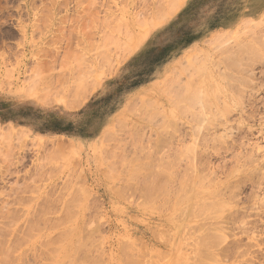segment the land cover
<instances>
[{
	"label": "rangeland",
	"instance_id": "374dc122",
	"mask_svg": "<svg viewBox=\"0 0 264 264\" xmlns=\"http://www.w3.org/2000/svg\"><path fill=\"white\" fill-rule=\"evenodd\" d=\"M178 1L0 0V228L9 227L11 211L18 221L9 228L26 229L33 207L46 222L32 213L42 232H32L28 219L27 233L40 238L51 218H62L68 239L80 229L77 248L90 240L86 254L84 243L83 252L70 251L77 264H195L197 215L224 200L255 239L241 235L231 216L222 246L247 250L243 264H264V209L254 201L264 198V0L260 12L161 72L150 74L151 58L128 70L158 33L166 43L162 29L190 0L173 13ZM217 190L228 197L210 194ZM64 208L70 212L60 217ZM5 227L0 242L9 241ZM20 242L7 250L11 259L26 250ZM121 246L134 257L121 261Z\"/></svg>",
	"mask_w": 264,
	"mask_h": 264
},
{
	"label": "bare ground",
	"instance_id": "6f19581e",
	"mask_svg": "<svg viewBox=\"0 0 264 264\" xmlns=\"http://www.w3.org/2000/svg\"><path fill=\"white\" fill-rule=\"evenodd\" d=\"M187 0H179L178 1V4H177V6H176V8H175V10H174V12L173 13H177L183 6H184V4H185V2H186ZM248 21V20H247ZM225 115V114H224ZM17 136V135H16ZM250 162V161H249ZM260 165H261V167H263L262 169H261V171L262 172H260V173H262V178H261V180H264V155H263V160L261 161V163H260ZM259 165V166H260ZM196 175V174H195ZM232 176V175H231ZM202 176L200 175V178H201ZM207 176H205V178H206ZM197 178V177H196ZM195 178V179H196ZM208 179V178H207ZM199 180V179H198ZM192 182V181H191ZM191 182H190V184H191ZM195 182V181H194ZM197 182V181H196ZM203 182V181H202ZM182 183V182H181ZM181 183H180V185H181ZM184 183V182H183ZM230 183V182H229ZM196 184V183H195ZM198 184V183H197ZM197 184L195 185V189H196V186H197ZM263 184V182H258V189H260L261 188V185ZM187 185H189V183H187ZM200 185V183L198 184V186ZM203 185V184H202ZM229 185V184H228ZM230 185H231V183H230ZM233 185V184H232ZM231 185V186H232ZM164 186V185H163ZM163 186H160V191L162 192V191H164V190H162V188H163ZM182 186V185H181ZM192 186V185H191ZM235 186V185H234ZM183 187V186H182ZM230 189L228 190V192H230V190H231V192H232V187H229ZM236 187H234L233 189H235ZM163 189H165V188H163ZM167 189V188H166ZM183 189V188H182ZM185 189V188H184ZM192 189V188H191ZM188 190V189H187ZM205 190H207V189H205ZM205 190H202V192L201 191H199V192H195L194 194H201V193H205ZM180 191V190H179ZM189 191V190H188ZM208 191V190H207ZM184 191H182L181 193H183ZM201 192V193H200ZM209 192V191H208ZM211 192V191H210ZM217 192V194H214V193H216ZM220 193V191H214L213 193L211 192L210 194H213V196H215V195H217L218 196V194ZM227 192V193H228ZM235 191L233 190V192L232 193H234ZM165 192H163V194H164ZM167 193H169V192H167ZM226 193V192H225ZM224 193V194H225ZM230 194L229 195V197L232 195V198L230 197V198H228V200L230 199V200H234V198H235V195H236V193H234V194ZM222 195V194H219V196H221L222 195V197L223 196H225V195H227V194H225V195ZM194 196H196V195H193L192 197L194 198ZM227 197H228V195H227ZM236 197H237V195H236ZM256 198H257V195L255 196ZM254 197V198H255ZM259 197V196H258ZM168 198H169V196H168ZM190 198H191V195H190ZM200 198H202V197H200ZM189 199V198H188ZM225 199V198H224ZM227 199V198H226ZM226 199H225V201H226ZM189 200H191V199H189ZM200 200V199H199ZM218 200H223V198H221V199H218ZM165 201H166V199H165ZM169 201V200H168ZM235 201V200H234ZM233 201V202H234ZM254 201H255V204H256V206H258L260 209H264V198L263 199H254ZM231 202V201H230ZM229 201L227 202L226 201V203L228 204V205H233V204H231ZM232 202V203H233ZM226 203H224V200H223V202H218L217 200H215L214 202H212V203H210V205L209 206H211L210 208H209V206H208V208L209 209H207L206 210V208H205V210H206V212H204L205 210H203L202 208H201V210H200V214L199 213H197V214H199V215H197V214H195V217H196V215L199 217L200 216V220H203L204 218V220H205V222L206 223H203V224H201L200 223V220H199V223L197 222V230H199V231H201V234L200 235H198L197 237H196V239H195V244H193L194 245V251H195V255H194V259H195V264H210V262H212V261H214L215 260V262H218V264H229V262H232V263H234V264H243L244 262H245V260H246V258H247V256L249 255L248 254V252H247V250H241L240 251V247H239V249H238V251H237V248L236 247H229V248H225V246H222V244L223 243H225L226 242V240H227V233H228V230H230V228L228 227V224L230 225V223L229 222H231V225H232V221L231 220H233L234 219V216L235 215H238V214H235L236 212H237V210L235 211V209L232 211V209H231V207H229L228 206V208L229 209H226V207H227V204ZM238 204V202H236L235 201V204ZM194 205V204H193ZM181 207V206H180ZM194 207V206H193ZM205 207H207V206H205ZM257 207V208H258ZM65 208H66V205H65ZM65 208H64V213H63V210H62V213L60 214V212H59V214L61 215L60 217H63V215L66 213L65 211ZM68 208V207H67ZM195 208H197V207H195ZM43 209V208H42ZM32 212H31V214H30V212H29V214H30V217H31V215H32V213H33V215H36L37 213L36 212H38V210L35 212L34 210H33V207H32V209H30ZM44 210V209H43ZM46 210V209H45ZM199 210H198V212H199ZM231 211L230 213H228V215L229 216H225V212L226 211ZM10 211V210H9ZM8 210H7V212H9ZM34 211V212H33ZM49 211V210H48ZM58 211H59V209H58ZM58 211H57V213H58ZM69 210H67V213H69L68 212ZM194 211V210H193ZM196 211V210H195ZM39 212H42L41 210H39ZM44 212V211H43ZM46 212V211H45ZM190 212V211H189ZM204 212V213H203ZM232 212H235V213H232ZM10 214H11V211L9 212ZM9 213L7 214V215H4V216H6L5 218H6V220H10L9 221V223L7 224L9 227H11L12 228V226H15V224H16V222L18 221V220H14V219H9V217L10 218H12V215H10L9 216ZM35 213V214H34ZM66 213V214H67ZM194 213H196V212H194ZM202 213V214H201ZM208 213V214H207ZM238 213V212H237ZM63 214V215H62ZM65 214V215H66ZM191 214H192V212L190 213V217H191ZM205 214H207V216L206 217H204V218H202V216L201 215H204L205 216ZM14 215H17L16 213L14 214ZM42 215V214H41ZM41 215H40V217H39V219L41 218ZM45 215H47V214H45ZM65 215H64V217H65ZM69 215V214H68ZM81 215V214H80ZM194 215V214H193ZM234 215V216H233ZM38 214L36 215V217H34L33 216V218H35V219H37L38 217ZM67 216V215H66ZM82 216H83V214H82ZM233 217V218H231V220H229V218L230 217ZM244 216H246V215H243V217H242V219L244 220L245 218H244ZM19 217H21V216H19ZM19 217H16L15 219H17V218H19ZM27 217V216H26ZM29 217V218H30ZM42 217H44L43 215H42ZM237 217V216H236ZM236 217H235V219H236ZM14 218V217H13ZM28 218V219H29ZM32 218V219H33ZM44 218H46V217H44ZM192 218V217H191ZM197 218V217H196ZM238 219L237 220H235V221H237V223L233 220V225H235L236 227H235V229L237 230V231H239V233L241 234V235H247V236H249L250 237V239H255V233L254 232H252L250 229H248V228H246V227H244V226H242V225H237L240 221H239V217H237ZM27 219V222L30 220H28ZM31 219V220H32ZM39 219H37V220H39ZM50 219V218H49ZM48 219V220H49ZM11 220H12V222L13 223H10L11 222ZM14 220V221H13ZM31 220L28 222V225H30V223H31ZM41 220H43V218L42 219H40V221H38V222H41ZM47 220V219H46ZM47 220V221H48ZM58 222H57V221ZM229 220V221H228ZM16 221V222H15ZM34 221H36V220H32V223H34ZM43 221H45V220H43ZM83 221V219H79L78 221H77V223L78 222H82ZM5 222V221H4ZM27 222H26V229H24V227H21V229H18V228H20V227H18L17 228V230H16V228H13L12 230L9 228V233H6V232H8V228H7V226L5 227V224H4V226L3 227H5V228H7L6 230H5V228L3 229L4 231H6V232H3L4 233V235H5V233H6V236H8V235H10V238H9V241H6L5 239L3 240L2 239V242L4 243L3 245H2V242H0V245H1V249L3 248V250H4V245H5V243L6 242H8V247L6 248V246H5V248H6V250H4V252H3V250H1L0 249V264H15V263H11L10 262V260H12V259H15V260H13V261H15L16 262V264L18 263V264H23L22 263V261H26V263L27 262H30L31 264H32V261H33V263H35L36 261H38V260H45V261H47L48 259H52V260H49V262L50 261H53V262H51L52 264H68V262L69 261H71V260H73L74 259V263L75 264H77V259L79 258V257H77L76 259H75V257H74V255H75V253L76 252H78L77 251V249H79V250H82V252L84 251L83 249H85V248H82V245H83V247H88V246H86L85 245V242H84V240L83 239H81L83 242H81L79 245L81 246L80 248H77L76 246H78L77 244L79 243L78 242V240L76 239V233H75V231H80V229L78 228V227H76L75 229H73L72 230V232L74 231V234H75V236H73L74 237V239H73V241L71 240V239H68V237H69V233H71L70 232V230H71V228H69V230H67L66 229V225H65V223H69L68 221H66L65 219H60V218H55V223L53 222V218H51V222H52V224H51V222L50 221H48L49 222V224L51 225V228H50V226L49 225H46V226H48L49 227V229L47 230V229H45V228H43V230L45 229V230H47L45 233H42V235L40 236V238L41 237H45L46 238V241L47 242H45L46 243V245H45V243L44 244H41L40 246H39V248H37L38 249V251H39V249H40V247H41V251H39V252H37L36 250V245H39V243H37L38 242V240L40 239L37 235L38 234H40V233H38L37 235H36V233H37V229L38 228H36V226L37 225H35V223L34 224H31V226L30 227H32V228H30V230L33 232H36V233H33V234H35V235H33L32 234V232L31 231H29V232H31V234L33 235H31V234H29V233H27V231H28V228H29V226L27 225ZM37 222V221H36ZM46 222V221H45ZM47 222V223H48ZM57 222V223H56ZM84 222V221H83ZM43 224H44V222H42ZM76 223V224H77ZM10 224H13V225H11L10 226ZM36 224H38V223H36ZM40 224V223H39ZM23 225H24V223H23ZM35 225V228L33 227ZM87 225V224H86ZM85 225V226H86ZM88 225H89V223H88ZM19 226V225H18ZM40 225H38V227H39ZM45 226V225H44ZM3 227H1L0 228V230H2V228ZM28 227V228H27ZM74 227V226H73ZM40 228L41 229H38V231H40V230H42V227L40 226ZM83 227H81V229H82ZM23 229V231L24 232H26V234L24 235V233L22 234L23 236H20L21 237V242H22V240L25 242L24 244L26 245V242H27V245H26V250L24 251L23 250V252H21L20 254H18V255H14V256H12V259H11V255H10V249H11V252L13 251L14 252V250L13 249H15V251H16V249L18 250L19 249V247H20V244H19V234L18 235H16L17 234V231L18 230H22ZM35 229V230H34ZM57 229H59L56 233H57V235L58 234H60V236H58L59 237V241H58V238H57V236L55 235V237H56V239H55V237H52V233L53 232H55L54 230H57ZM232 230V229H231ZM67 231H69L68 233H67ZM2 232V231H1ZM22 232V231H21ZM40 232H42V231H40ZM19 233V232H18ZM67 233V234H66ZM21 234V233H20ZM73 234V235H74ZM77 234H79V232L77 233ZM82 234H84L83 233V230H82ZM229 234V233H228ZM3 235V236H4ZM29 235V236H28ZM30 235H31V237H30ZM16 236H17V238H16ZM26 236V237H25ZM30 237V238H28V237ZM54 236V235H53ZM87 236V235H86ZM92 236V234L89 236V237H91ZM236 236V235H235ZM22 237H25V238H27V239H22ZM81 237V236H80ZM79 237V238H80ZM84 237H85V235H84ZM84 237H82V238H84ZM89 237H87V238H89ZM2 238V237H1ZM0 238V239H1ZM52 238L54 239V240H52ZM72 238V237H71ZM77 238H78V235H77ZM17 239L19 240V241H17ZM90 239V238H89ZM52 240V241H51ZM56 240H57V242H56ZM74 240H75V242H76V240H77V242L75 243V245L73 244V242H74ZM1 241V240H0ZM6 241V242H5ZM16 242V243H18L17 245L19 246H15L16 245V243L13 245V242ZM53 241H55V243L53 242ZM72 241V242H71ZM85 241H88V240H85ZM90 241V240H89ZM88 241V242H89ZM20 242V243H21ZM39 242H42V241H39ZM23 243V242H22ZM22 243H21V245H22ZM43 243V242H42ZM57 243V244H56ZM82 243H84V244H82ZM87 243V242H86ZM92 243V241L90 242V245H92L91 244ZM235 243H238V241H236V242H234V244L233 245H235ZM82 244V245H81ZM88 244V243H87ZM6 245H7V243H6ZM10 245H12V246H14V247H16V248H11V246ZM42 245H43V247H42ZM89 245V244H88ZM3 246V247H2ZM44 246H46V247H44ZM10 247V248H9ZM77 248V249H74V248ZM121 247H123L122 248V250H123V252L122 251H120V253H119V255H121L120 257H122V260L121 261H123V255H124V258H125V256H129V255H131L132 256V254L130 253H125L126 252V248L127 247H125V246H121ZM22 248V246L20 247V249ZM42 248H46V250L44 251V252H42L43 250H42ZM97 248V246H95V249ZM76 250V252L74 253V252H72V253H74L73 254V259H70V260H68L67 258H70V254H72L70 251H72V250ZM89 249H91V246L90 247H88L87 249H85V251L83 252V253H87L88 251H90ZM94 249V250H95ZM7 250H9V252L7 251ZM73 250V251H74ZM87 250V251H86ZM93 250V249H92ZM119 250H121V248L119 249ZM125 250V251H124ZM193 251V252H194ZM30 252H32V256H30L31 257V259H30V257L28 256V258H26L25 256H26V254L27 253H29L30 254ZM42 252V253H41ZM82 252H79V253H82ZM193 252H192V254H193ZM79 253H77V255L79 254ZM85 253V254H86ZM129 254V255H125V254ZM12 254V253H11ZM123 254V255H122ZM13 255V254H12ZM14 257V258H13ZM71 257V258H72ZM104 257V256H103ZM106 257V256H105ZM118 257V256H117ZM132 257H134V256H132ZM131 257V258H132ZM136 257V256H135ZM138 257H140L139 255H138ZM44 258H46V259H44ZM79 259H81V258H79ZM78 259V260H79ZM126 259V258H125ZM128 259V258H127ZM134 259V258H133ZM135 259H137V257L135 258ZM135 259H134V261H135ZM30 260V261H29ZM66 260H67V262H66ZM76 260V261H75ZM91 260H92V258H91ZM132 260V259H131ZM205 260V261H204ZM25 261H24V263H25ZM80 261V260H79ZM79 261H78V263H79ZM90 260H88V262H89ZM133 261V260H132ZM39 262V261H38ZM81 262V261H80ZM83 262V261H82ZM93 262H95V260H93ZM105 262V261H104ZM139 262H140V260H139ZM206 262V263H205ZM29 263V264H30ZM48 263V262H47ZM50 263V264H51ZM70 263V262H69ZM84 264H87L86 262H83ZM96 263V262H95ZM124 263V262H123ZM137 262H134V264H136ZM141 263V262H140ZM79 264H81V263H79ZM88 264H94V263H92V261H91V263H88ZM124 264H133L131 261H130V259H128V260H126V263H124ZM142 264V263H141Z\"/></svg>",
	"mask_w": 264,
	"mask_h": 264
},
{
	"label": "crops",
	"instance_id": "0c3cea01",
	"mask_svg": "<svg viewBox=\"0 0 264 264\" xmlns=\"http://www.w3.org/2000/svg\"><path fill=\"white\" fill-rule=\"evenodd\" d=\"M261 9L262 0H190L177 13V19L162 29L167 32L166 43L162 44V32L158 33L131 60L132 63L129 62L127 69L131 70L142 63L143 59L151 58L150 74L161 72L182 52L191 50L215 32L236 27L246 19L249 12L256 13ZM195 17H201L204 24L195 23Z\"/></svg>",
	"mask_w": 264,
	"mask_h": 264
}]
</instances>
